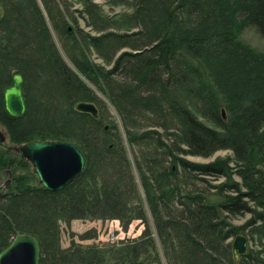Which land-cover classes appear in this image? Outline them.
Listing matches in <instances>:
<instances>
[{
    "label": "trees",
    "instance_id": "1",
    "mask_svg": "<svg viewBox=\"0 0 264 264\" xmlns=\"http://www.w3.org/2000/svg\"><path fill=\"white\" fill-rule=\"evenodd\" d=\"M76 1L72 9V0H0V249L20 231L39 240V264H163L162 256L166 264H264V246L236 260L227 240L245 229L264 237V49L241 37L251 25L264 38V0H109L131 6L113 14ZM91 48L110 66L92 60ZM14 69L23 74L20 115L3 102ZM89 83L108 97L130 142L150 145L143 157L131 162L102 112L75 108L97 99ZM139 114L152 128L138 131ZM31 139L74 141L83 169L45 188L6 146ZM218 149L231 153L185 157ZM182 173L222 180L183 190ZM245 212L243 223L231 222ZM73 218L143 227L115 242L62 246L60 222ZM96 236L93 227L79 234Z\"/></svg>",
    "mask_w": 264,
    "mask_h": 264
},
{
    "label": "water",
    "instance_id": "2",
    "mask_svg": "<svg viewBox=\"0 0 264 264\" xmlns=\"http://www.w3.org/2000/svg\"><path fill=\"white\" fill-rule=\"evenodd\" d=\"M12 82L3 89L5 110L11 115H20L26 108L22 91L23 74L19 69L11 72ZM75 108L98 115L95 102L79 100ZM223 112V110H222ZM7 138L5 129L0 126V143ZM20 151L31 163L39 183L49 190L63 187L81 172L85 156L81 148L66 139H31L20 144H6ZM233 257L239 259L248 251V239L242 233L234 235L231 243ZM40 243L29 232L16 231L10 242L0 249V264H39Z\"/></svg>",
    "mask_w": 264,
    "mask_h": 264
},
{
    "label": "rangeland",
    "instance_id": "3",
    "mask_svg": "<svg viewBox=\"0 0 264 264\" xmlns=\"http://www.w3.org/2000/svg\"><path fill=\"white\" fill-rule=\"evenodd\" d=\"M93 1L99 4L104 12L109 13V14H113L115 12H119L122 10L131 9V6L125 2L112 3V2H109V0H93ZM75 7L79 8L81 7V4L77 2L76 0H72L71 8L73 9ZM78 22L80 26H82L85 30H90L92 33H95V30L92 29L90 25L85 23V19L83 17L78 16ZM52 33H53V36H54V39L57 45L60 48L61 53L64 56V53L62 51L60 41L57 35L55 34L54 31H52ZM241 37L244 40L248 41L253 46L264 49V38L257 32L254 26L249 25L245 27L241 33ZM64 57L66 58V56ZM89 57L92 60L103 64L104 67L110 66L109 63L105 62V60L101 56H99L96 53V51L92 48L89 50ZM89 84L92 86L95 93L97 94V99L90 100V101L95 102L99 111L102 112L101 114L103 118V123L106 126L110 128L112 124L114 123L117 124L118 131L121 136V145L125 147L127 151V155L130 158L131 162L134 161L133 159L135 158V156H137L138 158L143 157L142 155L147 153V149L149 148L147 146H150V145L145 144V143L138 144V143L130 142V140L127 137V133L124 129V126L122 125L121 117L118 114V112L115 110L114 106L111 104L108 97L104 93H102L99 89H97L93 84L91 83ZM145 115L146 114L144 115L139 114V117L136 119L138 120V126H139V127L137 126L138 131H141V129H144V128H150V127L152 128V125H149V123L146 121V118L145 117L143 118V116ZM0 126L2 125L0 124ZM112 134H114L113 136H115V134L117 133L114 131V133ZM6 143L8 144V141ZM227 153H231V151L229 149H218L211 156H208V157H204L201 155H191V154H186L185 157L192 159V160L208 161V160L213 159L215 156L225 155ZM165 163L167 164L169 163V161L166 160ZM8 179H9V175L4 174L2 177V182H3L2 185L5 184V182ZM182 179H183V190L185 189L202 190L206 188L210 189V184L219 182L220 180H222V177L212 178L211 176H206L204 180H200V179L194 178L193 176H190L189 174L182 173ZM141 195L143 196L142 191H141ZM248 217H249V213L245 212L242 214H237V215L232 216L230 220L231 222L240 224V223H243ZM91 227L96 229L97 236L95 238L80 239L79 234L83 232L84 230L91 228ZM142 227H143V224L139 219H134L129 224L128 228L124 230L121 227L119 220L116 218H111V219L110 218H106V219L73 218L68 223L64 221L60 222V243L62 246H67L71 238H74L76 241H81L83 243L101 242V241L115 242L122 238L136 237L140 233ZM239 233H242L247 237L248 249L249 248L259 249L262 246H264V237H259L257 235H251L247 229L242 230ZM233 237H229L227 240H230L232 243ZM162 262L163 264H166V260L163 256H162Z\"/></svg>",
    "mask_w": 264,
    "mask_h": 264
},
{
    "label": "bare ground",
    "instance_id": "4",
    "mask_svg": "<svg viewBox=\"0 0 264 264\" xmlns=\"http://www.w3.org/2000/svg\"><path fill=\"white\" fill-rule=\"evenodd\" d=\"M73 68V67H72Z\"/></svg>",
    "mask_w": 264,
    "mask_h": 264
}]
</instances>
